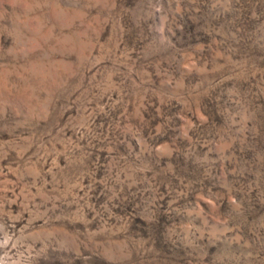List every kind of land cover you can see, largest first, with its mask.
I'll list each match as a JSON object with an SVG mask.
<instances>
[{"label": "rangeland", "instance_id": "374dc122", "mask_svg": "<svg viewBox=\"0 0 264 264\" xmlns=\"http://www.w3.org/2000/svg\"><path fill=\"white\" fill-rule=\"evenodd\" d=\"M0 264H264V0H0Z\"/></svg>", "mask_w": 264, "mask_h": 264}]
</instances>
